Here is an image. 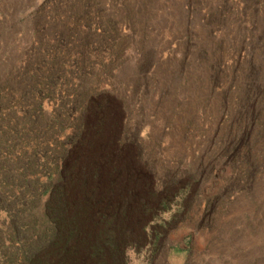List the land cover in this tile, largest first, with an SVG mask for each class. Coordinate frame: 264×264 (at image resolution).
I'll return each instance as SVG.
<instances>
[{"label": "rangeland", "instance_id": "1", "mask_svg": "<svg viewBox=\"0 0 264 264\" xmlns=\"http://www.w3.org/2000/svg\"><path fill=\"white\" fill-rule=\"evenodd\" d=\"M0 264H264V0H0Z\"/></svg>", "mask_w": 264, "mask_h": 264}, {"label": "trees", "instance_id": "2", "mask_svg": "<svg viewBox=\"0 0 264 264\" xmlns=\"http://www.w3.org/2000/svg\"><path fill=\"white\" fill-rule=\"evenodd\" d=\"M105 240H107V242H105L106 244H108L110 242V238L109 239H105Z\"/></svg>", "mask_w": 264, "mask_h": 264}]
</instances>
